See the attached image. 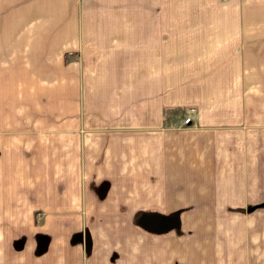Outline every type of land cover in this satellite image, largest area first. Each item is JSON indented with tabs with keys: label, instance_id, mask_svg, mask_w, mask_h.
I'll list each match as a JSON object with an SVG mask.
<instances>
[{
	"label": "crops",
	"instance_id": "1",
	"mask_svg": "<svg viewBox=\"0 0 264 264\" xmlns=\"http://www.w3.org/2000/svg\"><path fill=\"white\" fill-rule=\"evenodd\" d=\"M23 1L0 4V264H264V26Z\"/></svg>",
	"mask_w": 264,
	"mask_h": 264
},
{
	"label": "rangeland",
	"instance_id": "2",
	"mask_svg": "<svg viewBox=\"0 0 264 264\" xmlns=\"http://www.w3.org/2000/svg\"><path fill=\"white\" fill-rule=\"evenodd\" d=\"M37 0H24L22 3V23H30L32 21L31 17L28 16V10L32 4ZM15 0H0V4L4 5L8 11V17L14 19L12 14L15 8L10 9L14 6ZM25 7L27 9H25ZM168 9H214L216 14L220 15L226 12V10H241V16L238 18L233 17H223L216 16V20H221L223 22L229 23H241L246 25L248 30H251L255 26H264V0H167ZM19 6V10H20ZM217 10L219 12H217ZM17 15V22H18ZM236 20L238 22H236ZM264 36V34H260ZM264 207V203L262 204ZM250 208V207H249ZM259 208V206H258ZM250 210V209H249ZM139 226V225H138Z\"/></svg>",
	"mask_w": 264,
	"mask_h": 264
},
{
	"label": "water",
	"instance_id": "3",
	"mask_svg": "<svg viewBox=\"0 0 264 264\" xmlns=\"http://www.w3.org/2000/svg\"><path fill=\"white\" fill-rule=\"evenodd\" d=\"M137 225L154 233H162L171 230L175 225V219L159 214H138L135 218Z\"/></svg>",
	"mask_w": 264,
	"mask_h": 264
},
{
	"label": "built area",
	"instance_id": "4",
	"mask_svg": "<svg viewBox=\"0 0 264 264\" xmlns=\"http://www.w3.org/2000/svg\"><path fill=\"white\" fill-rule=\"evenodd\" d=\"M191 119H192L191 116H187V117L184 119V123H188Z\"/></svg>",
	"mask_w": 264,
	"mask_h": 264
},
{
	"label": "trees",
	"instance_id": "5",
	"mask_svg": "<svg viewBox=\"0 0 264 264\" xmlns=\"http://www.w3.org/2000/svg\"><path fill=\"white\" fill-rule=\"evenodd\" d=\"M141 227V226H140ZM143 228V227H142ZM148 231V230H147Z\"/></svg>",
	"mask_w": 264,
	"mask_h": 264
}]
</instances>
